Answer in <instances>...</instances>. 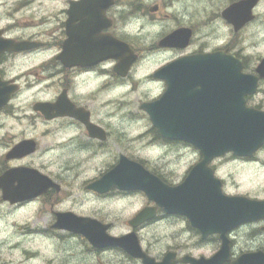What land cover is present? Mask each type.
<instances>
[{"label":"flooded vegetation","instance_id":"obj_1","mask_svg":"<svg viewBox=\"0 0 264 264\" xmlns=\"http://www.w3.org/2000/svg\"><path fill=\"white\" fill-rule=\"evenodd\" d=\"M76 3L0 0V144L7 145L0 149V159L7 160L11 171L0 180L5 192H0V264H32L44 256L68 251L82 259L94 258L96 264H128L140 258L141 264H191L190 259L213 258L218 252L210 254L209 245L216 241L222 248L220 234L204 237L186 217L166 213L142 191L112 186L100 192L92 186L112 171L122 156L140 164L148 177L169 186L181 184L202 163L203 155L197 147L161 138L142 105H152L163 97L165 131H213L207 125H211L210 117L216 111V66L201 63L207 57L190 58L218 53L201 46L194 25L178 23L172 14L165 15L163 0H133L124 12L117 11L123 0ZM255 9L264 14V0H258ZM124 15L137 18L130 20L121 33L117 24ZM155 20L167 22L169 30L163 38L171 35L166 43L177 47H160L162 41L148 38L151 33L145 31L146 25ZM226 54L240 66L241 75L256 79V91L246 96V106L264 112V70L262 75L257 71L264 56L253 66L237 54L235 47ZM75 76L80 77L81 91L73 100L69 82ZM161 81L169 88L161 91ZM197 84L200 92L194 90ZM256 98L261 102L252 105ZM48 108L65 114L46 116ZM93 114L99 121L111 123L104 127L94 122ZM194 116L202 118L197 128L189 119ZM74 125H79L83 133ZM142 125L148 144L156 141L164 148L199 150V158L191 160L177 178L180 183L170 178L179 165L157 169L147 160L120 150L116 131ZM101 154H107L110 161L98 174L91 175ZM82 167L89 172H78ZM248 168L250 178H264V143L248 156L226 153L213 158L198 173L209 178L212 173L226 197L264 202V184L258 190V185L253 187L256 180L249 178ZM238 173L241 178L245 176L244 181L235 180ZM16 180L20 185L13 189ZM68 196L83 203L72 211L56 210L53 202H64ZM144 209L151 210L153 216L131 224ZM224 234L229 242L232 235L248 239L264 236V218L231 227ZM111 238H123V246L110 245L107 241ZM165 240L172 243L157 259L152 252ZM82 245L83 252H76ZM17 252L23 260H13L12 254ZM261 254L243 252L239 263L264 262Z\"/></svg>","mask_w":264,"mask_h":264},{"label":"water","instance_id":"obj_2","mask_svg":"<svg viewBox=\"0 0 264 264\" xmlns=\"http://www.w3.org/2000/svg\"><path fill=\"white\" fill-rule=\"evenodd\" d=\"M216 55L218 54L201 60L203 64L216 66V111L210 117L211 125H207V128L210 127L213 131H165L161 115L164 106L163 97L152 105L142 106V109L150 115L161 137L168 140H184L198 147L203 155L202 163L195 166L181 184L168 186L159 179L148 177L150 174L141 165L121 157V162L92 186L100 192L112 186L124 191H142L166 213L186 217L191 226L198 228L204 237L212 233H225L231 227L264 218V202L223 196L218 180L198 173L199 170L206 169L207 162L213 158L226 152H233L238 156L248 155L264 141V112L247 108L244 99L245 96L255 93L256 79L240 73L237 77L235 65ZM262 70H264V60L257 69L259 73ZM241 99L243 109L239 104ZM189 119L196 128L202 124V118L194 116ZM127 162L130 163L129 167L125 164ZM152 216L151 210L144 209L131 224H139ZM110 240L120 241L115 245L123 246V238ZM225 256L226 247L211 259H190L188 262L220 264L222 257ZM256 263L264 264L262 261Z\"/></svg>","mask_w":264,"mask_h":264},{"label":"clouds","instance_id":"obj_3","mask_svg":"<svg viewBox=\"0 0 264 264\" xmlns=\"http://www.w3.org/2000/svg\"><path fill=\"white\" fill-rule=\"evenodd\" d=\"M133 0H123V3L118 5L117 11L124 12ZM165 15L172 14L175 17L176 22L183 23L185 25H194L197 29L198 35L201 38V46L206 48L208 52L218 53L219 57H223L225 60L231 61L236 68V75L239 77L240 66L236 64L235 60L231 59L226 53L230 47L237 49L243 59L248 60L250 63L255 64L261 56H264V14L258 13L255 6L258 0H163ZM82 0H77V5L81 4ZM231 5V7H229ZM227 8V12L223 10ZM223 12V15L220 13ZM226 13H235L233 15H226ZM104 10L101 15L103 16ZM137 17L124 15L117 24L119 32L124 33L126 31V25L130 20ZM144 23V20L140 21ZM169 30L167 22H161L155 20L146 25L145 31L151 33L148 37L150 40L162 41L160 47H177L166 43L172 36L168 35L166 39L163 37ZM214 56H193V58H204ZM261 74V72H260ZM262 75V74H261ZM80 77L75 76L69 82V90L73 100L78 98V94L81 89L78 87ZM107 79V77H105ZM165 88H169V84L164 81L160 83L161 91ZM196 92L201 91V86L197 84L194 89ZM153 95H155L153 93ZM243 95V94H241ZM63 99V98H61ZM64 102V101H63ZM241 108L243 109V100L239 101ZM46 116L51 115H64L59 114L55 108H48ZM70 114V113H69ZM94 122H101L96 114H93ZM55 123V122H54ZM61 124H73V121H60ZM102 126L108 127L110 121H102ZM80 128L79 125H74ZM80 132L83 133V129L80 128ZM77 139H81L80 136ZM7 148L6 144H0V149ZM23 154L19 156H23ZM199 158V150L192 153L189 159L195 160ZM109 162V156L107 154L99 155L94 162V171L91 175H96L104 169ZM11 171H8V164L6 159H0V180H3L6 175ZM20 173H25L19 171ZM212 179V173H209ZM177 183H180L177 180ZM20 182L18 180L12 182V188H18ZM231 191V190H230ZM0 192H4V188L0 187ZM247 203L245 201H240ZM56 210L72 211L73 207H78L83 201L77 202L72 196L65 198L64 202H53ZM82 214V213H81ZM73 220L85 223V221L78 220L75 217H71ZM7 224V221H5ZM130 231V229H128ZM101 231H103L101 229ZM220 238L224 241V246L221 248L216 241H212L209 245L211 253H221L226 247V257L223 260V264H239L243 252H256L261 251L264 255V236H260L254 239L238 238L232 235L231 241L226 239L225 234L221 232ZM107 240V237H105ZM110 245L120 243L116 240H108ZM169 243L171 241L165 240L156 246L152 255L159 259L162 253L168 250ZM85 245L76 249V252H83ZM217 256V255H216ZM215 256V257H216ZM13 260H23V257L19 252L12 254ZM143 258L129 261L128 264H141ZM32 264H96L94 258L82 259L74 255L71 251L58 253L56 256H44L39 261H33ZM143 264H150L148 261H144Z\"/></svg>","mask_w":264,"mask_h":264},{"label":"rangeland","instance_id":"obj_4","mask_svg":"<svg viewBox=\"0 0 264 264\" xmlns=\"http://www.w3.org/2000/svg\"><path fill=\"white\" fill-rule=\"evenodd\" d=\"M263 95V94H261ZM261 101L258 100V98L253 99L250 103L252 105H256L260 103ZM127 128H134L129 131H116L117 137L121 139L120 142V150L123 152H127L129 155H134L138 158L145 159L154 166L155 168H159L164 165H179L175 168V173L170 178H173L174 181L177 180L178 177L182 175V171L186 169V166L191 162V159H189L190 156H192V150H177L176 148H164L162 145H159L155 143L156 141L151 142L148 144L149 139H147V132L141 131L143 129L142 126H125ZM152 145V146H149ZM149 147L148 151L146 150V147ZM182 155V157H179V154ZM110 161V157H109ZM87 171L86 168L82 167L79 169L78 172ZM249 173V178L251 176V169H247ZM264 174V173H263ZM235 180L237 181H244L245 176L243 178L240 177V173L234 175ZM252 180H256V183H254L253 187L255 185H258L257 190L259 187H263L261 185L264 184V178L255 179L250 178ZM255 190V191H257Z\"/></svg>","mask_w":264,"mask_h":264}]
</instances>
